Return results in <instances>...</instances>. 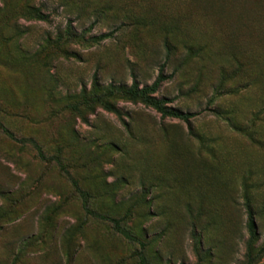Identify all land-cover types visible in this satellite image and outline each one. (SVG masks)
<instances>
[{"label":"rangeland","instance_id":"374dc122","mask_svg":"<svg viewBox=\"0 0 264 264\" xmlns=\"http://www.w3.org/2000/svg\"><path fill=\"white\" fill-rule=\"evenodd\" d=\"M71 179L150 264H264V0H0V264H139Z\"/></svg>","mask_w":264,"mask_h":264},{"label":"trees","instance_id":"16d2710c","mask_svg":"<svg viewBox=\"0 0 264 264\" xmlns=\"http://www.w3.org/2000/svg\"><path fill=\"white\" fill-rule=\"evenodd\" d=\"M161 80H162V76L159 73L149 85L141 86L140 88H137L135 83H132L131 86L125 92L129 94L130 96L139 98V100L142 103H144L145 105L151 107L156 112H158L162 118L170 117V118H175V119H178L184 122H188L192 117H194L195 114L190 113V112H181L179 110L172 109L171 107L167 105L168 100H166L165 98H156L155 96H153V93L156 91ZM104 107L108 110L114 111V108L108 104H104ZM2 130L7 135V137H9L10 139L14 141L17 139L13 136V134L9 130L3 127H2ZM32 145L36 151L37 156L40 159H44V154L42 153L39 146L34 141L32 142ZM53 158L56 160V162L59 163L57 158L55 157ZM70 181L72 183V186H74L75 192H77L78 196L81 198V206H82L83 211L87 215H90L94 218L108 221L111 224V228L115 232L119 233L127 241L133 244H136L138 246V249L135 252V256H136L138 263L139 264H150L143 253L144 243L140 239L135 237L133 234L125 230L120 225L119 219L104 216L90 209L89 206L87 205L84 191L78 187L75 180L71 179ZM246 212H247V220H246L247 232L249 234V237L253 238L255 236V230H256L253 213L249 207H247Z\"/></svg>","mask_w":264,"mask_h":264}]
</instances>
